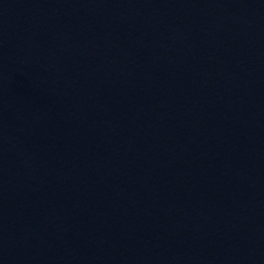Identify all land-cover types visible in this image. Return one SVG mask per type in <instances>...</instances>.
Here are the masks:
<instances>
[{
    "label": "water",
    "instance_id": "1",
    "mask_svg": "<svg viewBox=\"0 0 264 264\" xmlns=\"http://www.w3.org/2000/svg\"><path fill=\"white\" fill-rule=\"evenodd\" d=\"M164 264H264V0H181Z\"/></svg>",
    "mask_w": 264,
    "mask_h": 264
}]
</instances>
